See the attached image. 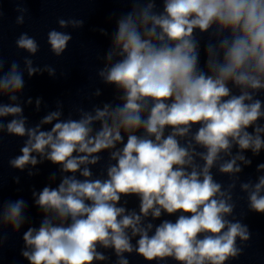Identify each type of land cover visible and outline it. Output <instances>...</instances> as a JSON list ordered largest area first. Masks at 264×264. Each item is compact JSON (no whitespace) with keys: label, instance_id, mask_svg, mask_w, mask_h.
Segmentation results:
<instances>
[{"label":"clouds","instance_id":"obj_1","mask_svg":"<svg viewBox=\"0 0 264 264\" xmlns=\"http://www.w3.org/2000/svg\"><path fill=\"white\" fill-rule=\"evenodd\" d=\"M127 2L131 9L115 19L112 33L99 29L109 46L97 75L114 89V101L77 108L78 118L62 119L58 100L56 110L28 126L23 104L3 98L20 100L25 72L30 79L45 72L55 77L56 70L36 67L26 56L23 68L13 61L5 72L0 56V139L5 132L24 138L9 166L32 177L39 174L33 171L36 165L50 162L61 173L57 186L32 190V206L42 215L38 226L28 223L21 232L30 219L23 197L0 199V232L10 227L13 234L22 233L20 255L28 264L109 260L101 248L113 250L115 264H130L125 253L146 264H229L243 254L252 235L248 225L229 219L235 174L243 170L237 162L250 166L247 152L264 153V100L259 98L264 93V0H160V9L158 0ZM16 11V23L23 25L28 9ZM57 23L60 29H80L85 22L59 18ZM205 34L209 41L202 46L199 36ZM72 38L56 29L47 34L57 57ZM16 46L30 56L39 51L27 33ZM93 95L102 91L97 88ZM41 103L37 98V111ZM105 151L106 178H92L87 165L98 164ZM218 161V171L231 180L226 188L212 173ZM257 171L264 172V163ZM49 179L55 181L56 173ZM14 180L20 183L19 176ZM240 189L247 193L249 210L264 215V174L255 183L241 182ZM129 196L139 198V212L119 206ZM162 213L175 215V222L144 220H157ZM4 242L0 235V249Z\"/></svg>","mask_w":264,"mask_h":264}]
</instances>
